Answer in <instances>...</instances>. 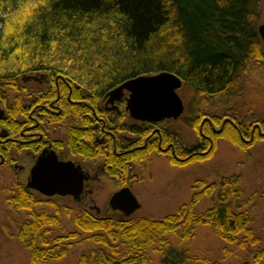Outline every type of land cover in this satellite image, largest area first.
I'll return each mask as SVG.
<instances>
[{
  "label": "trees",
  "instance_id": "1",
  "mask_svg": "<svg viewBox=\"0 0 264 264\" xmlns=\"http://www.w3.org/2000/svg\"><path fill=\"white\" fill-rule=\"evenodd\" d=\"M16 2L0 0V11L7 12ZM261 14V0H49L31 23L0 44V104L6 112L0 125L19 136L34 105L55 97V84L50 95L25 92V83L33 82H23L26 75L61 78L66 84L61 87L64 100L69 89L71 99L83 100L65 102L68 112L81 117L124 81L170 72L182 80L180 90L191 91L182 120L198 134L197 142L185 148L175 132L170 141L185 160L171 162L179 166L212 159L220 140L248 153L264 140V118L254 109L243 113L235 101L251 68L264 74ZM82 48L94 55L83 56ZM27 95L37 101L27 105ZM77 130L75 125L68 130L73 153L105 156L99 145L89 151L75 144ZM157 153L153 146L123 157L112 148L111 174L121 171L117 165L126 158L147 163ZM242 180L236 173L198 178L190 199L160 218L74 211L58 204L54 196H38L19 181L2 189L11 211L1 228L27 251L26 264H60L72 247L84 242L94 247L81 252L75 264H150L154 257L160 264H220L202 254L191 255L185 247L200 227L210 228L228 245H258L253 261L264 264V247L251 213L257 194H247ZM204 202L208 205L201 208ZM64 215L71 229L67 230Z\"/></svg>",
  "mask_w": 264,
  "mask_h": 264
},
{
  "label": "rangeland",
  "instance_id": "2",
  "mask_svg": "<svg viewBox=\"0 0 264 264\" xmlns=\"http://www.w3.org/2000/svg\"><path fill=\"white\" fill-rule=\"evenodd\" d=\"M261 21L264 22V0H261ZM261 22V23H262ZM27 91L39 90L35 81L25 83ZM179 91V90H178ZM184 103L191 95L188 88L179 91ZM13 94L11 93L10 96ZM25 103L30 104L33 99L27 95ZM235 104L243 113L254 109L256 116L264 118V74L255 67L251 68L246 76V85L237 98ZM1 105V104H0ZM2 106V105H1ZM231 106V104H230ZM184 116V115H183ZM181 116L174 121L172 127L179 135V142L183 147L190 148L198 140L197 132L186 124ZM75 122V121H74ZM72 120L62 123L61 130L51 135L49 138L65 140L66 130L75 124ZM216 152L212 159L196 162L188 165L170 164L172 159L168 153L154 154L146 165L136 164L132 172V191L137 195L140 207L132 214V217L152 216L160 218L173 213L184 202H187L194 192V180L214 176L216 174L230 175L241 174L243 177L242 186L247 194L256 193L254 205L252 207V217L257 234L261 237L260 246L264 247V140L256 142L246 153L226 141L220 140L216 143ZM18 155L17 164L24 166L23 170L4 167L0 171V264H26L28 253L22 248L18 240L6 236L1 228L2 223L7 222L11 210L5 203L6 194L2 192L4 187H9L19 181L26 182V177L33 158L25 156V152L14 151ZM70 155H66L69 157ZM78 159V158H76ZM84 166H96L94 163H84ZM89 168V169H90ZM95 167H93L94 171ZM98 187L94 192V203L101 209V214L89 211L98 216H109L119 218V214L112 209L106 210V202L111 194L120 185L119 181L108 180L100 175ZM137 178V180H135ZM37 194V193H36ZM38 196H41L38 194ZM43 196V195H42ZM60 205L70 207L74 211H85L82 205L75 204L69 197H53ZM208 205L204 202L201 208ZM105 212V213H104ZM64 224L68 229L72 225L68 223L66 216H63ZM175 242V241H174ZM258 246V245H257ZM257 246L239 248L236 245L226 244L216 233L208 227H200L195 238L185 243V247L191 255L202 254L220 264H241L248 262L255 264L253 259ZM94 247L90 242H84L72 247L66 258L60 264H75L80 253ZM261 263H264V259ZM150 264H160L157 258H153ZM201 264V263H197Z\"/></svg>",
  "mask_w": 264,
  "mask_h": 264
},
{
  "label": "flooded vegetation",
  "instance_id": "3",
  "mask_svg": "<svg viewBox=\"0 0 264 264\" xmlns=\"http://www.w3.org/2000/svg\"><path fill=\"white\" fill-rule=\"evenodd\" d=\"M61 81V78L46 76L42 82H36L39 90L37 89L35 91H40L44 94L49 93L50 95V89L54 84L57 91L55 92L54 98H45L34 105V108L29 112L28 122L26 120L23 121L27 123L22 127L19 136H17V134L12 135L8 128L1 127L0 125V148L3 149V152L0 151V166L19 170L24 169V166L17 164L18 155L14 152L15 150L17 152H25V156L30 155V157L33 158L25 185L27 184L30 170L35 164L38 156L43 152L53 151L58 160L74 163L85 176L81 193L77 199L72 196L57 197H69L78 206L82 205L83 208L86 209L85 211H95L97 214H101V209L97 208L93 197L98 187L97 182L100 181L99 176L102 175L108 180L120 182V185L117 187L118 189L114 191L111 196L121 189L128 188L140 204L137 195L132 191L131 182L134 181L132 172L136 164L146 165L149 163L127 160L126 158L125 162L117 165V167L119 166V168H121V171L113 175L111 173L113 172L114 164L109 160L110 158L108 156L112 148L113 151L118 150L120 156L129 157L127 154H121L133 153L137 150H149L153 146H156L159 151L158 154L168 153L171 158L177 161L185 160V158L176 155L175 142L170 141L175 137L174 134L176 130L173 129L172 124L177 119H165L160 122H142L133 119L126 109L128 93H124V96L113 104L107 103L108 97L105 96V99L99 101V107L91 108L88 106L83 116L78 117V115H73L68 112L65 102L80 103L83 100L75 101L71 99L72 90L69 89L66 96L67 101H65L64 92L61 90V87L66 86V84L61 83ZM31 94H34V92ZM33 99L30 101L29 105L37 101ZM0 108L4 110V116L0 118L1 120L5 118L6 112L3 106L0 105ZM66 120L75 121L73 125L78 128L77 132L79 133L73 136L75 144L82 145L83 148L89 151L96 148L94 146L95 144L99 145L101 149L105 150V156L86 157L80 153H73L68 143V130L70 127L66 130L67 134L65 140H63V138H49L51 135L57 133L58 130L62 129L61 125ZM131 130L135 131L130 132ZM9 143L12 145H8ZM23 144L30 145L28 147H22ZM66 155L70 156L66 157ZM85 162L94 163L96 166H92L91 168L89 166H84ZM169 162L173 164L171 159ZM93 167H95L94 171ZM125 168H127V171H125ZM135 180H137V178H135ZM30 190L34 191L32 189ZM34 192L38 193L37 191ZM38 194L41 195L40 193ZM108 201L109 199L105 204V212L106 210H110ZM115 212H117L120 217L124 216L119 211Z\"/></svg>",
  "mask_w": 264,
  "mask_h": 264
},
{
  "label": "water",
  "instance_id": "4",
  "mask_svg": "<svg viewBox=\"0 0 264 264\" xmlns=\"http://www.w3.org/2000/svg\"><path fill=\"white\" fill-rule=\"evenodd\" d=\"M258 34L264 44V22L259 24ZM43 78V74L26 75L22 77V81L41 82ZM181 87L182 80L170 72L139 76L110 90L106 94L107 103L113 104L120 100L124 93H128L126 109L133 119L142 122L176 120L182 115L185 107L178 94ZM3 116L4 110L0 108V118ZM84 179V174L74 163L58 160L53 151L43 152L30 170L26 187L46 197L72 196L77 199ZM108 204L110 209L121 212L125 217L131 216L140 207L128 188L115 192L109 198Z\"/></svg>",
  "mask_w": 264,
  "mask_h": 264
},
{
  "label": "clouds",
  "instance_id": "5",
  "mask_svg": "<svg viewBox=\"0 0 264 264\" xmlns=\"http://www.w3.org/2000/svg\"><path fill=\"white\" fill-rule=\"evenodd\" d=\"M48 3L49 0H17L15 6L10 5L7 12L0 11V17L4 20L0 23V44L6 43L10 36L22 31Z\"/></svg>",
  "mask_w": 264,
  "mask_h": 264
},
{
  "label": "snow or ice",
  "instance_id": "6",
  "mask_svg": "<svg viewBox=\"0 0 264 264\" xmlns=\"http://www.w3.org/2000/svg\"><path fill=\"white\" fill-rule=\"evenodd\" d=\"M77 43H79V41H77ZM81 51H82V55L85 57H90L94 55V53L89 48H82Z\"/></svg>",
  "mask_w": 264,
  "mask_h": 264
}]
</instances>
